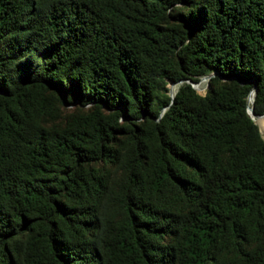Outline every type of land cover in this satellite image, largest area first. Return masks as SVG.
<instances>
[{"label":"trees","instance_id":"16d2710c","mask_svg":"<svg viewBox=\"0 0 264 264\" xmlns=\"http://www.w3.org/2000/svg\"><path fill=\"white\" fill-rule=\"evenodd\" d=\"M248 105L264 0H0V264H264Z\"/></svg>","mask_w":264,"mask_h":264},{"label":"water","instance_id":"95a60500","mask_svg":"<svg viewBox=\"0 0 264 264\" xmlns=\"http://www.w3.org/2000/svg\"><path fill=\"white\" fill-rule=\"evenodd\" d=\"M215 73H211V74H209V75H205V76H203L201 79H200V81H197V82H193V81H191V80H187L188 82H190L191 83V85L195 88V89H197V85H199V83L201 82V81H207L211 76H213ZM182 81H184V80H179V81H171V82H169V85L171 86V85H178L179 83H181ZM255 90H256V88L255 87H253L252 89H251V91L249 92V94H248V97H249V95L250 94H253V97H252V103H253V100H254V95H255ZM169 94H170V96H171V100H173V98H174V94H171V91H170V87H169ZM248 97H247V104H249L248 103ZM169 106V105H168ZM167 107V106H166ZM166 107H164V108H162V110H161V113H163L164 112V110L166 109ZM247 111H248V114L250 115V117L253 119V121L256 123V124H258L256 121H255V117H261V116H263L264 115V112L262 113V114H256L254 111H253V106L251 105V106H247ZM259 125V124H258ZM264 129V128H263ZM259 131L260 132H262V127L259 125Z\"/></svg>","mask_w":264,"mask_h":264},{"label":"bare ground","instance_id":"6f19581e","mask_svg":"<svg viewBox=\"0 0 264 264\" xmlns=\"http://www.w3.org/2000/svg\"><path fill=\"white\" fill-rule=\"evenodd\" d=\"M198 86V85H197ZM176 89H177V85H171L170 86V91H171V94H174L175 93V91H176ZM252 97H253V94H250L249 95V98H248V103H252ZM255 119V121L262 127V129H263V126L261 125L262 123L264 124V115L263 116H261V117H255L254 118Z\"/></svg>","mask_w":264,"mask_h":264},{"label":"rangeland","instance_id":"374dc122","mask_svg":"<svg viewBox=\"0 0 264 264\" xmlns=\"http://www.w3.org/2000/svg\"><path fill=\"white\" fill-rule=\"evenodd\" d=\"M168 87H170V85L168 84ZM206 87H207V85H206V81H201L200 83H199V85L197 86V92L198 93H200V94H202V95H204L205 94V92H206ZM262 126H263V123L261 124ZM257 126H258V128H259V125L257 124ZM264 132V129H262V132L261 133H263Z\"/></svg>","mask_w":264,"mask_h":264}]
</instances>
